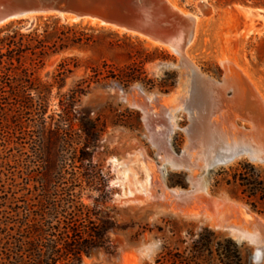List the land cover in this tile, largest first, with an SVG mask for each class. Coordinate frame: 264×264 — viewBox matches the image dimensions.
I'll use <instances>...</instances> for the list:
<instances>
[{"label":"rangeland","instance_id":"obj_1","mask_svg":"<svg viewBox=\"0 0 264 264\" xmlns=\"http://www.w3.org/2000/svg\"><path fill=\"white\" fill-rule=\"evenodd\" d=\"M170 1L198 16L195 39L180 53L50 15L10 21L0 37L18 31L43 40L47 54L36 70L43 81L63 65L71 70L60 90L53 88L50 112L60 110L58 92L89 85L74 121L96 124L92 160L108 186L84 200L98 205L115 251L95 248L81 264H175L172 254L205 229L232 239L244 264H261L255 256L264 252V199L234 177L255 172L264 182V19L256 14L264 0ZM56 41L67 48L56 52ZM34 59L29 52L23 60ZM228 64L258 92L259 109L245 98L240 105L229 101ZM216 95L227 105L219 108Z\"/></svg>","mask_w":264,"mask_h":264},{"label":"trees","instance_id":"obj_2","mask_svg":"<svg viewBox=\"0 0 264 264\" xmlns=\"http://www.w3.org/2000/svg\"><path fill=\"white\" fill-rule=\"evenodd\" d=\"M44 44L18 31L0 37V264H81L95 248L115 251L98 205L84 200L108 186L92 160L96 124L74 121L89 85L82 81L58 92L60 110L50 112L53 88L60 90L71 70L63 65L52 81L37 76L47 54ZM54 46L57 52L68 45ZM29 52L37 62L26 64ZM238 178L250 195L264 199L259 174H235ZM170 258L175 264H244L232 239L220 240L206 229Z\"/></svg>","mask_w":264,"mask_h":264},{"label":"water","instance_id":"obj_3","mask_svg":"<svg viewBox=\"0 0 264 264\" xmlns=\"http://www.w3.org/2000/svg\"><path fill=\"white\" fill-rule=\"evenodd\" d=\"M256 14L263 16L264 9ZM38 15L75 23L88 20L148 40L162 38L168 27L177 30L188 23L168 0H0V25Z\"/></svg>","mask_w":264,"mask_h":264},{"label":"bare ground","instance_id":"obj_4","mask_svg":"<svg viewBox=\"0 0 264 264\" xmlns=\"http://www.w3.org/2000/svg\"><path fill=\"white\" fill-rule=\"evenodd\" d=\"M168 1L172 4V8L174 9V11H178L182 17L187 18L188 23L182 24V25H178L177 24L178 25L177 26L178 27L177 30H173V29H170V27H168V29H166V31H164V36L162 38H158V39L152 38V39H149V42L157 43L159 45H163L162 47H164L166 49H168V48L169 49H174L175 51H177L179 53L180 52H184L192 44V42L195 39L196 29H197V23L196 22H197L198 17L197 16H192L189 12L182 11L179 7H177L175 4H173L170 0H168ZM250 10H246L248 15H250ZM33 17H35V16H33ZM261 17H262V19H264V15L261 16ZM30 18H32V17H30ZM9 22L10 21L4 23L3 25H5V24H7ZM65 22H73V21H65ZM81 22L88 23V24H91V25H94V26H99L96 23L90 22L88 20H84V21H81ZM3 25H0V27L3 26ZM169 25L171 26V24H169ZM175 25H176V22H175V24H173V26H175ZM105 28H107V27H105ZM228 65H229L228 71H229L230 74L227 75V78L225 79V84L227 85V87L231 88V90H232V92L234 94L232 99L229 100V101L240 105V103L243 102V99L245 98L247 100L248 104L250 106H252L253 108H255V110L259 109V103H258L259 101H257V99L255 97L256 94L258 95V92L255 94L256 90L252 91L248 86H246V84L243 81L244 79L242 78V76L235 69H233L230 66V64H228ZM252 85H254V84H252ZM254 86L256 87V85H254ZM254 89H257V88H254ZM214 94H216V93L214 92ZM247 95H248V97H247ZM216 96L217 97L221 96L220 99L218 100L219 101L218 104L220 106L219 108H221V107L223 108L224 105H227V104H225V103H227V99L224 96H222V95H219V96L216 95ZM211 97H212V95H211ZM213 101H214V99H213ZM213 105L214 104H212V106ZM259 113H260V116L263 118L264 114L261 112V110H260ZM238 154H239V152L236 153L235 155H233V157L238 155ZM247 154L250 155L254 159L263 160L262 158L257 156V154H256V152L254 150L248 151ZM226 158L229 159L230 157H226ZM113 161L117 162L118 164H120V162L118 160L114 159ZM255 258L257 259V261L263 263L264 262V252L258 251L256 256H255Z\"/></svg>","mask_w":264,"mask_h":264}]
</instances>
